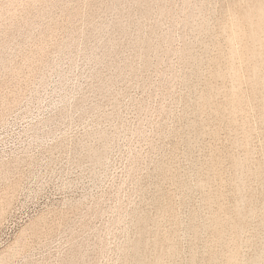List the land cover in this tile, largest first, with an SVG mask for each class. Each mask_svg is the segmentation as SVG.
Instances as JSON below:
<instances>
[{"label": "rangeland", "instance_id": "1", "mask_svg": "<svg viewBox=\"0 0 264 264\" xmlns=\"http://www.w3.org/2000/svg\"><path fill=\"white\" fill-rule=\"evenodd\" d=\"M258 6L0 0V264H264Z\"/></svg>", "mask_w": 264, "mask_h": 264}, {"label": "bare ground", "instance_id": "2", "mask_svg": "<svg viewBox=\"0 0 264 264\" xmlns=\"http://www.w3.org/2000/svg\"><path fill=\"white\" fill-rule=\"evenodd\" d=\"M255 7V5L253 6V8ZM254 10H256V12H255V14L252 16V15H250L249 13H246V15L244 16L245 17V19H246V21L248 22V27L250 28V32H246L248 35H251L253 38H255L256 36H255V34H259V33H263L264 34V27H263V23H264V7L263 6H258L256 9H254ZM253 10V11H254ZM252 12V11H251ZM254 13V12H253ZM256 15V18L254 19V16ZM243 19V18H242ZM233 21V20H232ZM243 21V20H242ZM245 21V20H244ZM243 21V22H244ZM237 22V21H236ZM246 22V23H247ZM234 23V22H233ZM241 24V23H240ZM235 29V28H234ZM239 30V29H238ZM249 30V29H248ZM245 31V30H244ZM231 32V31H230ZM234 32V31H233ZM232 32V33H233ZM236 32V31H235ZM239 32V31H238ZM240 34V33H239ZM242 34H243V31H242ZM233 36V35H232ZM235 36V35H234ZM234 36H233V38H234ZM242 36V35H241ZM262 36V35H261ZM239 37V36H238ZM249 38V37H248ZM253 41V40H252ZM255 41L257 42H259V49H260V46H264V36L263 37H261V38H258V39H255ZM229 42H230V40H229ZM233 43V42H232ZM253 43H255V42H253ZM247 44V43H246ZM232 45H234V44H232ZM250 45V44H249ZM243 46V45H242ZM246 46V45H245ZM250 47V46H249ZM255 47V46H254ZM256 47H257V45H256ZM233 48V47H232ZM231 48V49H232ZM238 48V47H237ZM262 48H264V47H262ZM251 49H252V46H251ZM238 50V49H237ZM236 50V51H237ZM246 50V49H245ZM234 51V50H233ZM240 51H242V50H240ZM239 51V52H240ZM252 51V50H251ZM256 51V50H255ZM264 51V50H263ZM257 52H259L258 50H257ZM231 53H233V52H231ZM244 53V52H243ZM257 53H255V55H256ZM243 56V55H242ZM258 56H260L259 54H258ZM234 57V56H233ZM256 57V56H255ZM232 58V57H231ZM237 58H239V56L237 57ZM257 59V58H256ZM259 59V58H258ZM260 60V59H259ZM258 60V61H259ZM264 60V59H263ZM262 62V61H261ZM262 64V63H261ZM263 65V64H262ZM260 68V67H259ZM249 69V68H248ZM264 69V68H263ZM253 70H254V68H253ZM260 70V69H259ZM253 74V73H252ZM240 77V76H239ZM252 78V77H251ZM254 79H255V83H259V79H261V77H258V74H254V77H253ZM235 80V79H234ZM264 80V79H263ZM244 82V81H243ZM236 83V82H235ZM252 83H254L253 81H252ZM232 85V84H231ZM250 85H251V83H250ZM252 85H254V84H252ZM260 86V85H259ZM232 87V86H231ZM258 87V86H257ZM262 88V87H261ZM239 89V88H238ZM258 89V88H257ZM231 91V90H230ZM237 94V93H236ZM239 94V93H238ZM234 95V94H233ZM253 96V95H252ZM232 97V96H231ZM236 98V97H235ZM233 101H234V99H232ZM237 100V99H236ZM228 101V100H227ZM238 101V100H237ZM242 101V100H241ZM232 105H233V103H232ZM235 106V105H234ZM237 107V106H236ZM232 110V109H231ZM236 110V109H235ZM240 110V109H239ZM264 110V109H263ZM238 207V206H237ZM216 222H217V220H216ZM220 223V222H219ZM222 227V226H221ZM223 228V227H222ZM223 234V233H222ZM231 257V256H230ZM229 257V258H230ZM232 260V259H231ZM229 261V260H228Z\"/></svg>", "mask_w": 264, "mask_h": 264}]
</instances>
